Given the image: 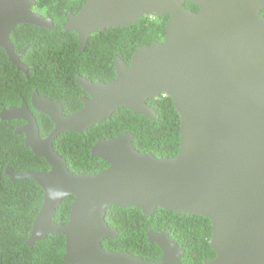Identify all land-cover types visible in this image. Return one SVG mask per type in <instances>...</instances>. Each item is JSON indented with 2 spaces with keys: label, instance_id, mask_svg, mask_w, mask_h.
Masks as SVG:
<instances>
[{
  "label": "water",
  "instance_id": "water-1",
  "mask_svg": "<svg viewBox=\"0 0 264 264\" xmlns=\"http://www.w3.org/2000/svg\"><path fill=\"white\" fill-rule=\"evenodd\" d=\"M191 2L198 9L187 5ZM35 0H0V47L28 76L10 34L20 23L53 28L31 10ZM264 0H86L64 29L73 30L83 51L89 36L109 27L135 24L148 14L168 16L163 41L141 45L129 63L114 55L115 78L104 83L82 75L88 93L77 112L34 92L32 106L54 128L41 136L26 100L3 109L2 119L25 123L24 143L46 159L47 170H14L10 177L36 180L43 204L27 242L49 233L65 235L69 264H188L185 249L168 230L148 231L162 250L159 259L112 250L103 240L118 229L106 219L108 207L157 208L207 216L216 256L201 264H264ZM166 94L180 115L179 151L173 156L142 152L133 133L99 138L91 154L109 162L96 172H73L53 141L63 131L83 132L118 108L153 119L148 99ZM73 195L67 222L54 220L62 200Z\"/></svg>",
  "mask_w": 264,
  "mask_h": 264
},
{
  "label": "trees",
  "instance_id": "trees-1",
  "mask_svg": "<svg viewBox=\"0 0 264 264\" xmlns=\"http://www.w3.org/2000/svg\"><path fill=\"white\" fill-rule=\"evenodd\" d=\"M39 1L48 5L47 15L57 23L50 29L20 23L12 31L10 37L16 51L28 45L21 58L23 63L31 65L28 76L8 60L5 49L0 47V115L3 109L19 105L22 97L30 102L33 89L61 101L65 114L78 111L84 106L79 97L88 94L76 82L77 74L89 80L110 81L116 76L114 55L129 63L141 45L164 40L168 16L158 15L155 19L142 16L133 25L114 26L91 33L85 49L80 52L77 50V33L65 31L62 27L64 12L77 1ZM187 5L198 9L191 2ZM164 97L163 101L159 100L161 96L148 99L156 111L153 119L118 108L111 117L85 132H61L53 144L75 173L96 172L109 166L108 161L91 154V147L99 138H111L125 132L133 133V144L138 150L152 152L156 156H173L179 151L180 115L173 99L168 95ZM34 112L41 136L52 131V120L44 113ZM24 123L20 119L4 120L0 117V264H69L63 259L66 251L63 233L53 232L45 238L27 242L43 204L44 191L34 179L10 177L6 168L47 170L50 166L44 157L35 155L31 147L25 145L24 133H16V127ZM73 199L74 196L69 195L62 200L55 221L67 222ZM106 219L110 226L118 229L116 238L103 240L106 248L159 259L162 250L155 242L149 241L147 230L166 229L184 247L183 262L201 264L216 256L210 244L212 224L207 216L160 207L146 215L137 207L110 206Z\"/></svg>",
  "mask_w": 264,
  "mask_h": 264
},
{
  "label": "flooded vegetation",
  "instance_id": "flooded-vegetation-1",
  "mask_svg": "<svg viewBox=\"0 0 264 264\" xmlns=\"http://www.w3.org/2000/svg\"><path fill=\"white\" fill-rule=\"evenodd\" d=\"M77 2H76V4L74 5V6H72L71 8H68L65 12H64V14H63V17H64V21L62 22V27H64V25L69 21V19H70V17H71V15H76L78 12H79V10L82 8V6L84 5V3H85V1L86 0H83V1H81L80 2V0H76ZM79 3H82L81 4V6L78 8V9H76V10H74V7L76 6V5H78ZM44 5H42L41 3H40V1L39 0H35V3L30 7L31 8V10L32 11H34V12H36V13H38V14H40V15H43L44 17H46V18H50V19H52V21H53V23L54 24H56L57 23V21H55V19H53V17H51L50 15H47V12H48V5L47 4H45V3H43ZM144 16H149V18L150 19H155L156 18V16L157 15H154V14H148V15H144ZM63 17H60L59 19H62ZM34 25V24H33ZM42 27H44V26H42ZM53 27H54V25H53ZM119 27V26H118ZM46 28H48V27H46ZM50 29V28H49ZM64 29V28H63ZM65 31H70V30H66V29H64ZM104 31V30H103ZM91 35V34H90ZM78 36V35H77ZM78 41H79V39H78ZM25 47V46H24ZM27 47H28V45L26 46V49H27ZM23 49V48H22ZM22 49H20L19 51H21ZM26 49H25V51H26ZM79 49V47L77 48V50ZM81 52V51H80ZM24 55V51L22 52V54H21V58H22V56ZM22 61V60H21ZM30 66V68H31V65H29ZM29 68V69H30ZM29 69H28V71H29ZM116 72V71H115ZM79 75H82V74H77L76 75V82H77V77H79ZM83 77H86V76H84V75H82ZM98 80H100V79H96V80H92V81H98ZM113 80V79H112ZM112 80H110V81H112ZM100 81H102V82H104V83H108V82H110V81H103V80H100ZM78 83V82H77ZM37 90V92L39 93V95L38 96H40V95H44V94H42V93H40L39 92V90L38 89H33L32 90V92H31V95H30V102H28L24 97H22V99L21 100H26L27 101V103H28V106H29V108L34 112L35 111V109L33 108V106H32V99H33V95H34V92ZM87 93V92H86ZM88 94V93H87ZM45 96H47V95H45ZM89 95H85V96H80L79 97V99L83 102V98L84 97H88ZM159 96H161V98L159 99L160 101H163L164 99H165V97L164 96H167L166 94L164 95L163 93L161 94V95H159ZM47 97H50L49 95L47 96ZM51 99H53L52 97H50ZM53 100H55V99H53ZM55 101H59V100H55ZM61 102V101H60ZM21 103H22V101H21ZM20 103V104H21ZM62 103V102H61ZM84 103V102H83ZM20 104L19 105H17V106H9L8 107V109L10 108V107H18V106H20ZM62 105H63V103H62ZM4 110H2L1 111V113L3 112ZM75 112H77V111H75ZM35 113V112H34ZM74 113V112H73ZM71 114V113H70ZM49 117V116H48ZM50 118V117H49ZM23 125V124H22ZM22 125H19L18 127H16V129H15V131L20 127V126H22ZM40 128V127H39ZM22 133V132H21ZM150 229H148L147 230V235H148V231H149Z\"/></svg>",
  "mask_w": 264,
  "mask_h": 264
},
{
  "label": "bare ground",
  "instance_id": "bare-ground-1",
  "mask_svg": "<svg viewBox=\"0 0 264 264\" xmlns=\"http://www.w3.org/2000/svg\"><path fill=\"white\" fill-rule=\"evenodd\" d=\"M97 124H99V123H97ZM95 125H96V124H95ZM93 126H94V125H93ZM93 126H91V127H93ZM91 127H90V128H91ZM87 130H88V129H87ZM68 131H74V130H68ZM83 132H85V131H83Z\"/></svg>",
  "mask_w": 264,
  "mask_h": 264
},
{
  "label": "clouds",
  "instance_id": "clouds-1",
  "mask_svg": "<svg viewBox=\"0 0 264 264\" xmlns=\"http://www.w3.org/2000/svg\"><path fill=\"white\" fill-rule=\"evenodd\" d=\"M10 36H11V34H10ZM10 39H11V37H10ZM18 52V51H17ZM25 52V51H24ZM135 52V51H134ZM7 109V108H6Z\"/></svg>",
  "mask_w": 264,
  "mask_h": 264
},
{
  "label": "built area",
  "instance_id": "built-area-1",
  "mask_svg": "<svg viewBox=\"0 0 264 264\" xmlns=\"http://www.w3.org/2000/svg\"><path fill=\"white\" fill-rule=\"evenodd\" d=\"M165 95V94H164Z\"/></svg>",
  "mask_w": 264,
  "mask_h": 264
}]
</instances>
